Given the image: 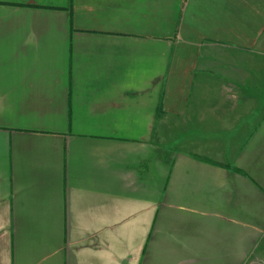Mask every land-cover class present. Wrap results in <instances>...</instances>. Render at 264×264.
I'll use <instances>...</instances> for the list:
<instances>
[{"label":"crops","instance_id":"0c3cea01","mask_svg":"<svg viewBox=\"0 0 264 264\" xmlns=\"http://www.w3.org/2000/svg\"><path fill=\"white\" fill-rule=\"evenodd\" d=\"M0 264H264V0H0Z\"/></svg>","mask_w":264,"mask_h":264}]
</instances>
